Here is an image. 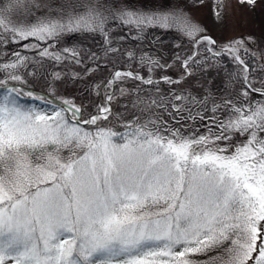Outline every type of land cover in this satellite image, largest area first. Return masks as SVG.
<instances>
[{
  "label": "snow or ice",
  "instance_id": "6c2138e0",
  "mask_svg": "<svg viewBox=\"0 0 264 264\" xmlns=\"http://www.w3.org/2000/svg\"><path fill=\"white\" fill-rule=\"evenodd\" d=\"M215 3L223 9L224 0ZM123 28L136 38L174 30L191 43V55L176 56L181 78H161L167 95L150 75L165 65L145 54L149 76L115 71L104 103L89 112L50 86L44 94L25 87L22 73L35 77L28 65L41 62L0 53V264H264V47L250 51L251 37L218 45L183 0L148 9L129 0L0 2V47L18 44L54 62L69 57L49 49L75 34L102 37L106 55L119 52L112 33ZM209 67L228 77L219 102L211 81L196 95L185 86L194 68ZM128 79L135 89L120 87ZM120 97L129 103L114 112Z\"/></svg>",
  "mask_w": 264,
  "mask_h": 264
},
{
  "label": "rangeland",
  "instance_id": "374dc122",
  "mask_svg": "<svg viewBox=\"0 0 264 264\" xmlns=\"http://www.w3.org/2000/svg\"><path fill=\"white\" fill-rule=\"evenodd\" d=\"M162 2L163 0H129L130 4L144 9L160 7ZM183 6L193 22L198 23L204 29L203 34L211 36L218 45L227 44L238 38L251 37L253 42L246 43L250 51L259 53L260 48L264 47V0H257L255 7L242 4L239 0H224L223 9L215 3V0H183ZM217 11L221 12L223 19L217 18L215 14ZM40 14L42 13H37V15ZM113 27L115 28L114 25ZM121 36H124V39H120ZM136 37L135 30L129 32L127 28L116 29L112 33V46L118 48L119 52H108L106 55L103 38L100 36L79 34L64 36L55 43L53 48L49 49V51H59L69 57L61 62L41 57L38 50H28L18 44L0 47V53L7 54L8 59H12L10 53L12 50H16L20 51L21 55L29 57L30 61L41 62L28 65L27 72L36 71L35 77L22 73L28 80L26 88L44 94L47 93L50 86L55 89L59 97L74 100L76 104L83 105L89 112H94L96 105L104 103V81L109 79L115 71L128 69L145 78L149 76V65L140 63V58L145 54L165 65L163 68L153 69L150 75L155 80L161 82V78L165 75L172 77V69H175L176 73L183 72L176 56L184 58L192 51V45L187 38H182L174 30L164 31L157 28H149L142 36ZM40 43L43 47V42ZM65 48L75 49L78 53L77 57L73 59L70 53H63ZM128 52L134 54L131 60L128 57ZM2 61L3 57L0 56V62ZM56 73L60 74L59 79H55ZM74 75L78 78L73 79ZM182 75L176 74L174 79H180ZM205 80L211 81L210 90L219 102L220 96L224 95L227 89L223 87L226 84L224 76L217 71L201 76L199 80L188 86L189 91H193V94L196 95V90L202 89L201 85ZM137 83L139 82L128 79L120 87L132 90L137 87ZM98 84L101 86L99 89L95 87ZM182 87L184 86H177L175 90L179 92ZM169 89L168 84L162 85L158 95H167ZM148 90L154 93L153 89L149 88ZM108 91L112 92L113 89H108ZM115 94L119 97L118 89ZM128 103L129 98L120 97L113 103V111H124L122 106ZM196 126L200 127L199 120H197ZM200 130L205 131L203 127Z\"/></svg>",
  "mask_w": 264,
  "mask_h": 264
},
{
  "label": "trees",
  "instance_id": "16d2710c",
  "mask_svg": "<svg viewBox=\"0 0 264 264\" xmlns=\"http://www.w3.org/2000/svg\"><path fill=\"white\" fill-rule=\"evenodd\" d=\"M192 54V51H190L187 55H185V56H189V55H191ZM245 59H246V61H248L250 64H255V60H253L251 57H249V56H245L244 57ZM221 59V63L223 64V65H226L227 66V68L230 70V71H233V72H235L236 71V65L235 64H233L232 62H231V60L230 59H225V58H220ZM175 63V62H174ZM181 69V68H180ZM172 72H171V76H172V78L174 79V76H176V74H183V72H179L178 71V73H176V70L175 69H172L171 70ZM214 71H217L216 69H214V68H207V70H203V69H200V68H194L193 69V75L192 76H190V77H188V80L186 81V84L187 85H185V86H190L194 81H196V80H199V78L201 77V76H203L204 74H207V73H210V72H214ZM219 73H222V75L224 76V78H225V82L227 83V80H228V77H227V75H226V73L223 71V70H221ZM189 83V84H188ZM166 83H164L163 81H161L160 82V85H159V87H161L162 85H165ZM137 85H138V83H137ZM223 87L225 88V84L223 85ZM240 87V85H239V83H234L233 84V89H238ZM143 88L144 89H149V88H151V86L150 85H145V86H143ZM152 89V88H151ZM200 91H204V89L202 88V89H200Z\"/></svg>",
  "mask_w": 264,
  "mask_h": 264
},
{
  "label": "water",
  "instance_id": "95a60500",
  "mask_svg": "<svg viewBox=\"0 0 264 264\" xmlns=\"http://www.w3.org/2000/svg\"><path fill=\"white\" fill-rule=\"evenodd\" d=\"M124 71H127V70H123V72H124Z\"/></svg>",
  "mask_w": 264,
  "mask_h": 264
}]
</instances>
